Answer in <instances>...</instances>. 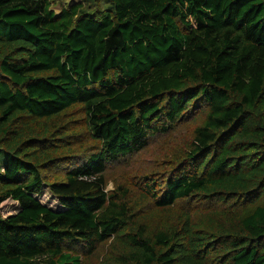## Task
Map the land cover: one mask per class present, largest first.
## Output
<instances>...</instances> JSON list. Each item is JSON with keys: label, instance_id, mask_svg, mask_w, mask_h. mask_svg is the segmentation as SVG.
I'll return each mask as SVG.
<instances>
[{"label": "trees", "instance_id": "trees-1", "mask_svg": "<svg viewBox=\"0 0 264 264\" xmlns=\"http://www.w3.org/2000/svg\"><path fill=\"white\" fill-rule=\"evenodd\" d=\"M56 5L0 0V264H264V0ZM193 116L147 223L107 166Z\"/></svg>", "mask_w": 264, "mask_h": 264}, {"label": "rangeland", "instance_id": "rangeland-1", "mask_svg": "<svg viewBox=\"0 0 264 264\" xmlns=\"http://www.w3.org/2000/svg\"><path fill=\"white\" fill-rule=\"evenodd\" d=\"M55 1L57 3L55 10L58 11L60 6L79 0ZM87 2L88 1H85L84 3L86 4ZM79 109V107L74 108L73 111ZM71 115L74 117L73 112L69 113L67 117ZM196 123H198L197 116L178 122L168 131L151 136L148 139V144L145 149L132 156L125 157L118 163H111L107 166L105 171L107 191H113L117 186H121L126 189L128 198L132 201L131 204L134 211L138 215L143 216L147 223L157 224L160 221V218L158 215H152L153 205L152 199L150 198V192L158 189L162 185L163 180L167 176L171 167H174L177 165V162H179L178 160L180 159V155L183 151L185 149L188 151L193 135V127ZM83 129L84 128L81 127V130ZM73 142L75 143L72 146L74 154H86L97 145L94 140L88 138L84 133L81 134L79 140H74ZM66 161L67 160H60L56 164L58 166L53 165L52 167L42 171V173L46 175L48 181L63 179L61 169H63V166H66V164L69 165ZM4 163L5 154L3 150H0V165H4ZM150 182L152 184L151 188H145L144 184H149ZM37 197L42 203L51 208L58 207L56 198L49 192L46 186H43L41 194ZM179 206L187 209L188 211H194L198 207L193 203L186 202L179 204ZM232 207L233 206H230L228 208ZM14 208L13 202L8 201L5 206V211L12 212ZM170 219L172 220L175 218L171 216ZM150 220L153 221L150 222ZM108 245L109 244L106 243L104 247H100L95 253L82 254L81 263L99 264L104 262L108 256Z\"/></svg>", "mask_w": 264, "mask_h": 264}]
</instances>
